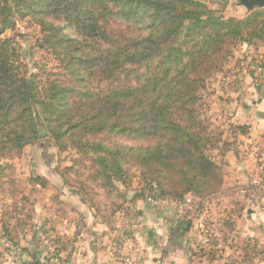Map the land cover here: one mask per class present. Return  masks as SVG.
I'll list each match as a JSON object with an SVG mask.
<instances>
[{
	"label": "trees",
	"instance_id": "trees-1",
	"mask_svg": "<svg viewBox=\"0 0 264 264\" xmlns=\"http://www.w3.org/2000/svg\"><path fill=\"white\" fill-rule=\"evenodd\" d=\"M209 3L0 0V155L39 141L42 123L59 149L70 141L94 152L108 179L120 173L122 156H129L161 188L162 178L178 174L181 197L219 191L224 178L208 153L215 146L200 114V91L231 45H264V8L225 17ZM16 13L40 23L64 74L42 82L11 57L2 34L13 28ZM60 18L78 37L64 33L54 22ZM112 18L133 25L135 37L116 39ZM101 83L108 90L98 91ZM110 136L152 144L125 145ZM162 189L159 195H167Z\"/></svg>",
	"mask_w": 264,
	"mask_h": 264
},
{
	"label": "crops",
	"instance_id": "crops-1",
	"mask_svg": "<svg viewBox=\"0 0 264 264\" xmlns=\"http://www.w3.org/2000/svg\"><path fill=\"white\" fill-rule=\"evenodd\" d=\"M245 47L254 50L255 62H264V45ZM242 64L231 67L233 78L224 77L216 95L225 133L221 155L229 166L221 189L203 198L191 194L172 200L156 210L138 199L128 205L132 228L126 230L122 219L113 223V216L101 218L77 191L67 190L61 175L51 173L49 185L54 186L39 189L33 203L39 221L57 236L55 264H125L126 259L196 264L197 257L203 264H264V87L252 76L254 64L251 72ZM183 216L187 230H181ZM205 234H210L209 244L203 242ZM201 245L202 256L195 255ZM32 253L27 245L23 256Z\"/></svg>",
	"mask_w": 264,
	"mask_h": 264
},
{
	"label": "rangeland",
	"instance_id": "rangeland-1",
	"mask_svg": "<svg viewBox=\"0 0 264 264\" xmlns=\"http://www.w3.org/2000/svg\"><path fill=\"white\" fill-rule=\"evenodd\" d=\"M207 1L210 2V6L221 10L225 17H240L249 13V10L240 4V0ZM13 17L15 25L7 29L2 34V38L9 40L11 57L17 60V64L23 71L28 76L37 75L38 80L42 82L53 79L54 73L64 74L59 59L44 42L46 32L40 23L30 14L23 16L16 13ZM54 22L65 27V34L74 38L78 37L77 31L63 18ZM110 23H113L112 31L116 39L124 42L126 39L135 37L136 28L133 25L116 18H112ZM254 55V50L246 48L245 44L231 45L226 57L220 62L219 69L207 79L206 87L200 91L198 102L200 114L208 131L212 134L215 146L208 153L221 167L223 185L229 166L223 162L225 155H221L225 144L220 140L224 139L225 133L216 114L219 111L217 109L219 99L216 95L224 86V77L230 74L231 67L234 65H243L244 61L251 72L253 70L251 65L254 64L253 78H256L259 72H264L263 60H261L262 63L255 62L258 58ZM231 74L232 77L233 72ZM96 89L108 90L107 83H101ZM39 126L42 131L39 141L22 149L8 150L4 156L0 155V264H34L33 255L42 264L56 263L55 258L59 250L57 236L43 225V221H39L35 210L37 203H33L35 196L40 194L39 189L54 186V183L49 185L50 177L48 176L51 173L61 175L67 190L72 188L75 192L77 191L101 218L113 216V223L124 216L131 218L132 212L128 205L137 203L138 199L152 206L146 201V196H160L159 194L163 192L162 188L168 194L160 196L163 202L159 207L152 206L155 210L160 209L164 204H170L172 200L183 201L188 195L193 194L188 193L181 197L184 185L176 173L172 178L169 176L162 178V188L159 187L151 175L144 173L145 168L135 163L129 156H122L120 173L114 174L112 180L108 179L94 152L90 149L78 150L70 141H67L66 149H59L58 144L42 123H39ZM109 139L125 145L152 144L151 140H130L114 136H110ZM35 199L39 200L38 197ZM181 225L183 227L181 230H187L189 222L182 221ZM185 234L186 232L183 231L181 235ZM27 245L33 251L30 258L27 255L23 256ZM195 250V255L202 256L203 245ZM200 258L202 257H197L196 264L204 263V260Z\"/></svg>",
	"mask_w": 264,
	"mask_h": 264
},
{
	"label": "built area",
	"instance_id": "built-area-1",
	"mask_svg": "<svg viewBox=\"0 0 264 264\" xmlns=\"http://www.w3.org/2000/svg\"><path fill=\"white\" fill-rule=\"evenodd\" d=\"M256 85L258 86H263L264 87V72H259L258 76H256ZM146 201L149 202L152 206L154 207H159L161 205V203L163 202V198L158 196V195H147L146 196ZM123 220V224H124V228L126 230H129L132 228V222L131 220H129L126 216H124L122 218ZM187 217H183L182 221H187ZM211 240L210 235L205 234L204 238H203V242L209 244ZM125 242L127 243V245L129 246V248H133L134 244L132 243L130 237H128L126 235V239ZM125 264H138L135 261H130L128 259H126Z\"/></svg>",
	"mask_w": 264,
	"mask_h": 264
},
{
	"label": "water",
	"instance_id": "water-1",
	"mask_svg": "<svg viewBox=\"0 0 264 264\" xmlns=\"http://www.w3.org/2000/svg\"><path fill=\"white\" fill-rule=\"evenodd\" d=\"M240 4L249 11L256 8H264V0H240ZM40 134L42 135V131H40Z\"/></svg>",
	"mask_w": 264,
	"mask_h": 264
}]
</instances>
